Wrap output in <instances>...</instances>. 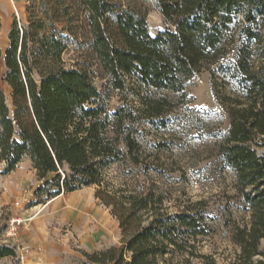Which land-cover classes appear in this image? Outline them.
Listing matches in <instances>:
<instances>
[{"label": "trees", "instance_id": "obj_1", "mask_svg": "<svg viewBox=\"0 0 264 264\" xmlns=\"http://www.w3.org/2000/svg\"><path fill=\"white\" fill-rule=\"evenodd\" d=\"M57 1L63 3L66 27L58 29L33 12L23 24L14 21L9 45L0 50L3 80L15 105L11 116L0 86L3 173L29 157L43 181L35 190L43 202L101 185L102 171L110 165H137L142 159L135 135L139 117L122 107L110 111L95 73L119 88L130 77L148 88L185 93L207 69L230 118L216 154L220 172L230 168L235 176L234 194L224 207L228 219L222 218L232 227L236 246L227 264H264V0H151L171 23L155 35L142 0ZM236 27L245 39L232 47ZM74 46L84 50V59L68 65L65 55ZM216 72L235 82V95L220 94ZM142 100L141 117L151 122L174 105L165 96ZM108 198L101 195L113 207L124 238L118 247L85 252L82 264H162L173 250L198 257L196 243L214 232L219 214L206 199L166 211L163 196L152 189L124 200ZM233 207L245 215L234 217ZM6 228L0 216V259L17 258V246L3 238Z\"/></svg>", "mask_w": 264, "mask_h": 264}, {"label": "rangeland", "instance_id": "obj_2", "mask_svg": "<svg viewBox=\"0 0 264 264\" xmlns=\"http://www.w3.org/2000/svg\"><path fill=\"white\" fill-rule=\"evenodd\" d=\"M142 2L147 7L151 34H158L171 25L153 1ZM33 12L58 29L67 26L63 3L57 0H0V50L3 53L9 45V33L14 21L23 24ZM239 32V27L233 29L235 41L232 47L240 45L245 39ZM262 33L264 36V26ZM251 43L257 46L254 41ZM82 51L76 46L72 47L65 55L67 64L75 65L82 61ZM4 72L5 65L2 63L0 86L5 92L10 115L14 116L12 88L3 80ZM95 74L96 84L109 97L110 111L122 107L139 117L135 123L138 129L135 135L141 143L142 162L137 165L122 162L112 164L102 171L101 185L90 184L74 193L64 192L62 197L69 203L68 207H65L66 210L58 208L54 217L45 221V228L60 231L69 237L66 248L54 247L53 264H82L86 258L85 252L120 246L125 233L119 219L113 214V207L107 205L101 195L117 201L124 200V195L146 193L151 189L163 196L166 211H177L188 201L206 199L219 212L213 223L214 232L199 237L200 241L196 243L195 251L200 256L173 250L162 259V264H227L236 246L231 241L232 227L223 225L222 218L228 219L229 214L224 207L228 203L227 196L234 194L235 176L230 168L220 172L216 154L228 135L230 118L227 105L218 100L214 93L210 71L203 69L195 76L185 93L148 88L130 77H127L126 87L119 88L105 74L98 71ZM215 77L220 94L235 95L233 89L237 85L234 81L219 72L215 73ZM147 96H165L174 105L151 122L141 117L144 114L142 99ZM4 167L0 160V216L7 227L12 219L22 218L23 221L15 235H7L6 231L3 234L6 242L17 246L18 257L10 261L0 260V264H19V253L24 248L19 234L27 228L28 217L32 216L28 213L32 207L29 205L41 201L36 204L38 210L51 199L43 202L44 196L40 198L35 195L37 186L43 181L39 180L29 157H24L10 173H3ZM99 191L100 198L97 197ZM232 212L234 217L245 215L236 207L232 208ZM261 246L264 249V240Z\"/></svg>", "mask_w": 264, "mask_h": 264}, {"label": "crops", "instance_id": "obj_3", "mask_svg": "<svg viewBox=\"0 0 264 264\" xmlns=\"http://www.w3.org/2000/svg\"><path fill=\"white\" fill-rule=\"evenodd\" d=\"M76 191L78 190L68 193ZM62 196H64V193L52 198L41 209L37 210V206L35 205L28 211L32 216L28 217L29 223L27 222V228L19 234L21 244L24 247L19 253V264H53L52 251L55 249L54 247H67L68 234L45 228V221L54 217L55 211L58 208L63 207L66 210L68 207L69 203ZM12 259L3 258L0 260L10 261Z\"/></svg>", "mask_w": 264, "mask_h": 264}, {"label": "built area", "instance_id": "obj_4", "mask_svg": "<svg viewBox=\"0 0 264 264\" xmlns=\"http://www.w3.org/2000/svg\"><path fill=\"white\" fill-rule=\"evenodd\" d=\"M23 219L22 218H15L12 219V221L10 222V224L8 225L7 229H6V234L7 235H15L16 234V230L18 228V226L22 223Z\"/></svg>", "mask_w": 264, "mask_h": 264}]
</instances>
